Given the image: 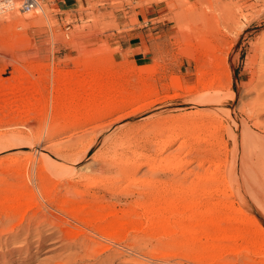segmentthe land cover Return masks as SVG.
<instances>
[{"label": "rangeland", "instance_id": "rangeland-1", "mask_svg": "<svg viewBox=\"0 0 264 264\" xmlns=\"http://www.w3.org/2000/svg\"><path fill=\"white\" fill-rule=\"evenodd\" d=\"M37 2V7L27 12L20 11L18 1L0 6V171L5 173L0 177L8 176L4 183H0V196L4 195L0 198V217L4 214L12 216L15 209L8 206L15 202L20 203V212L25 211L18 218L30 213L32 209L36 210L43 196L27 180V172L33 171V167L39 163V153L46 157L59 150L64 153L62 145L71 140L70 136H82L77 147L82 155L87 152L80 165L91 163L93 156L98 158L111 153L114 147L119 154L131 156L136 152L145 153L151 155L149 159L155 160L154 174L144 164L146 158L144 162H137V182L134 188H130L127 197V200L132 199L131 205L123 206L120 199H112L108 203H92L89 197L85 199L86 202L76 203L79 208H89L91 206L87 203L90 202L92 208L98 209L94 215L91 209L82 214L87 219L91 217L90 220L98 219L96 224L104 232H114L110 229L113 220L117 224L124 223L120 226L127 225L126 229L117 230L107 240L111 243L105 241V245L112 246V253H123V258L115 259L112 264H122L126 259L139 264H264V214L261 213L264 210L259 211L257 208L258 203L264 202V174L243 176L237 163L236 174L228 165L226 191L219 184L218 178L227 168L212 164L197 167L205 144L195 142L201 132L205 131L201 126L206 124L197 113L201 107L197 104L196 94L210 79H218L227 89L230 85L235 99L226 98L221 102L234 114L242 103L250 107L257 102L264 105V0ZM195 9H200V12ZM229 9L237 22L236 25L230 22L233 28L230 38ZM202 18L205 22L201 26ZM228 40H237L230 50ZM206 48L213 50L211 63ZM146 93L142 101L133 105L124 106L120 103V100L129 99L132 95L141 96ZM107 102L118 105V111H109L107 116L102 115L99 119L92 118L105 112ZM147 103V108L133 112L136 107ZM260 113L259 120L264 121V110ZM121 115L124 118L120 126L125 128L120 132L119 124L111 125L109 120ZM87 117L89 123L81 127ZM150 117L154 120L146 121ZM241 117L246 119L245 115L238 113L237 125ZM76 119L80 122L79 128L75 125ZM161 121L168 129L166 135H174L176 138L161 157H156L150 150V128ZM248 123L252 124L250 121ZM84 129H88L87 134H75ZM218 134L224 142L227 141L228 152L218 151L217 147H214V151L223 156L227 153L229 164L232 148L229 133L220 131ZM21 143L24 148L20 147ZM27 154H31L35 164L31 162L26 166ZM170 155L181 158L184 165L180 167L181 171L171 169L166 163H158ZM187 171L191 173L186 174ZM142 173L149 177L142 176ZM10 176L14 179H10ZM205 176L211 179L205 182ZM22 185H27V192L24 186L21 188ZM28 186L33 187V194L29 193ZM173 189L185 191L183 199L181 196L176 198ZM14 190H20L15 191L16 196L24 192V197H14ZM205 191L209 192L208 196H204ZM172 199L178 203V211L174 213L178 215L171 217L165 230V226L161 230V225L153 222L148 224L147 217L150 216H145L143 209L132 210L137 205L152 204L157 200L156 204L161 206ZM192 201L202 203V208L185 210V205L194 204ZM208 202L213 204L211 208ZM222 203L230 205L224 208L221 207ZM131 210L136 213V218L135 222L129 224L126 219L130 217L131 213L128 212ZM210 210L216 214L217 219L220 217L222 220L218 219L216 228L206 222ZM111 212L116 216L111 218ZM94 216L97 219H93ZM189 228L192 234H187ZM50 247L53 248L46 246L39 254L23 263L52 264L54 258L59 260L69 253L64 248L46 252ZM210 248L212 250L209 253L205 251L207 256L202 253L204 249ZM97 256L99 262L105 257L102 254ZM203 257L207 259L203 260ZM95 259L76 260L69 264H93L97 263Z\"/></svg>", "mask_w": 264, "mask_h": 264}, {"label": "bare ground", "instance_id": "bare-ground-1", "mask_svg": "<svg viewBox=\"0 0 264 264\" xmlns=\"http://www.w3.org/2000/svg\"><path fill=\"white\" fill-rule=\"evenodd\" d=\"M190 8H192V7H190ZM198 10H200V9H198ZM198 10H196V11H198ZM199 12L200 11H198V13ZM202 14H203V12H202ZM202 14H200L201 17L204 15V14L203 15ZM197 19H198V17H197ZM203 19L204 18L201 19L202 21L201 20L198 21L199 23L201 21V23H200L201 26L205 22ZM209 19H210V17H209ZM206 20H208L207 16H206ZM230 22L234 23L235 25L237 24V22L234 18V15L231 12V9L228 10V38H230V36L232 35L231 33L233 32V28H231ZM206 25H207V23H206ZM236 42H237V40L235 42H233V41L229 42V40H228V50L234 48ZM207 52L209 55L208 61L210 60V63H211L212 58L214 56L213 50L209 49ZM255 54L257 55V53H255ZM59 80L60 79L58 78V80H57L58 83H59ZM81 85H83V84L81 83ZM226 87L227 86H224L220 81H218V79L217 80L216 79H214V80L210 79V82L202 85L201 89L198 92V95L196 94V96H197L196 101L198 102L197 104H198V106L201 107V109L197 113H198L200 119L202 121H204L206 124H204V126H201V128H203V130H205V131L202 130L203 132H201V134L198 137L196 136L197 141H195V142H197L198 144L204 143L205 148H206V149L204 148L205 151L203 150V152H202V156H201V159H200L197 167L203 168L204 164H208V166L212 164L211 166L216 165L215 167L224 166L225 169L227 168L226 172H224L222 175H220V177L218 176L219 177L218 178L219 184L223 185L224 189L227 191L228 190V185H227L228 184V165H229L230 169H232L235 172V167H236V163H237L239 172L243 176L247 175L248 177H253L254 173L264 174V121L259 120V117L261 114L260 111L264 110V105H260V103L257 102V103H254L250 107L247 103H242V106H240L239 108L237 107L238 108L237 113L234 114L233 113L234 111L232 112L231 110L225 108L223 106L224 104H222V102H221L222 100H224L226 98L231 99V100L235 99V95L231 91L230 85L228 84V89ZM67 92H69V91L67 90ZM146 95H147V93L144 95H141V96L132 95V97L129 99L125 98V99L120 100V103H121V105H124V106L133 105L136 102L142 101L146 97ZM256 100H257V98H256ZM147 105H148V103L143 104L139 107H136L137 109L135 108L133 110V112L139 111L141 109H145V108H147ZM118 109H119V107H118V105L116 106L115 103L111 104L110 102H107V106L105 107V112L101 113V114H97L95 116H92V118L97 119V117H98V119H99L100 116H102V115L107 116V113L109 111L117 112ZM238 113L241 114L242 116L245 115L246 119L244 117H241L240 122L237 125L236 117H238ZM123 118H124V115L113 118L112 120H109V124H111V125L119 124L118 131L121 132V130H124L123 128H125L124 126L123 127L120 126ZM160 119H162V118H160ZM76 120H77L76 121L77 123L75 122V125H77V127H78L80 125V122H78V119H76ZM149 120H151V122H152L154 119L152 120L150 117V119L148 118V120H146V121H149ZM89 121H90L89 117L85 118L84 123L82 122L83 124L81 125V127L86 126L87 122L89 123ZM249 121L252 122L251 125H249V123H248ZM84 124H86V125H84ZM163 124H165V123L163 122ZM163 124H162V121H161V123L157 122L154 124V126L151 125L153 128H150V129H152V130H150L151 131V137L149 140V144L151 145L150 150L152 151V153L154 155H156V157H158V156L161 157V155L164 153V151L173 143V141L176 138V137H174V135H173V137L171 135L170 136L166 135V132L168 129ZM201 125H203V124H201ZM147 126H148V124H147ZM149 127H148V129H149ZM198 127H199V125H198ZM93 128H91V129H93ZM150 131H148V132L150 133ZM220 131L223 132L224 134L229 133V140L231 141V145H232L231 160L229 161V164H228L227 153H225L226 156H223L222 154H217L214 151V147H217L218 151L222 152V150H223L224 152L225 151L228 152V150H227L228 146L226 143L227 141L224 142L222 137L219 136L218 133H220ZM204 132H205V134H204ZM87 133H88V129H84V130L80 131L79 133H75V134L85 135ZM199 133H200V131H199ZM72 136H74V134ZM80 138H82V136H78V137L77 136L76 137L70 136L71 140L69 142L67 141L68 143H65L64 145H62L64 153L63 152L61 153L62 150H59L58 152L56 151V154L54 153V155H51L50 157H46L42 153H39L40 154L39 163L37 162L35 167H33L35 169V171H34V169H33V171H30V172L26 171L27 172V180L29 182H32L35 185V188H37L36 189L37 191L39 190V193H42V196H43L42 202L40 203L38 208H36V210L32 209L30 211V213H28V214L25 213L26 215L24 214V216H21L18 218V215H20L21 213H23L25 211L20 212L21 211L20 209H22L20 207V203L14 201L15 203H13V205L8 206L9 208L11 207V208L15 209V210L11 209V210H14L13 215L10 216V215L4 214V216L0 217V264H24L23 262H26L28 260V258H31V256L34 257L37 254H39L41 252V250L46 246H48V247L53 246V248L50 247L49 249H47L46 252H53V251H57V250L62 249V248H64V250L69 252L66 255V257H62L59 260L54 258V263H52V264H69L70 262H74L76 260H80V261H83L84 259L85 260H92V258L95 259L96 257L97 258L95 260L98 264H112V262L115 259L120 260L123 258L122 252L115 251V252H113L114 253L113 254L111 252L113 250L112 246L111 245H105V241L108 242L107 240L110 237H113V235H115L118 232L117 230H121L124 228L126 229L127 225L125 224L124 226H120V224H122V223L117 224L118 222L116 221L117 222L116 223L112 219L113 221L110 224V229L114 230V232H110L112 230L108 231L110 233L104 232L103 230L100 229L99 225H97L98 223L96 224V222L98 220L97 219L98 215H96L97 217L94 216V218H93V219H97V220H90L91 217L89 219H87L86 217H83V214H82L83 211H85L87 209H91L92 210L91 213L94 215L98 209L92 208L93 205H91L90 202L87 203V205L91 206L89 208H83L84 206L82 208H79V207H77L78 204H76V203H79V202L82 203L85 201L86 198L89 197L91 199L90 200L88 199V200L92 201V203L101 202V201L108 203L112 199H120L122 201V205L123 204H125L126 206L131 205L133 203V201H132V199L127 200V197L130 195L129 194L130 188H132L134 186V184L136 185V182H137L135 172L139 168H137L138 165H136V164L139 163L138 161L146 158L145 159L146 162L144 164L148 166L147 168L149 171L154 172L155 168L153 166L154 165L153 161L155 163V160L152 158L149 159L148 158L149 155H146L145 153L144 154H136L137 153L136 152V153H133L131 156L119 154L117 152V150L115 149L116 147L113 148V146H111L113 148L111 153H108V154L105 153L104 155H100L101 157H98V158H97V156L96 157L93 156V157H91L92 158L91 163L86 164V165H80L82 160L84 159L85 153L87 152L86 150H84L86 152L83 155L80 153L81 150H79V148L77 147V144H78L77 142L80 140ZM127 143H128V141H127ZM26 144H27V142H26ZM58 144H59V142H58ZM113 144L114 143H112V145ZM20 145H22V143ZM129 145H131V144H129ZM58 146H61V145H58ZM20 147L24 148L23 145ZM57 148H59V147H57ZM57 148H54V149H57ZM87 148H89V147H87ZM60 149H62V148H60ZM177 157L178 156L175 157L174 155L173 156L170 155V157L167 156V157L162 158V160H160L158 163L159 164L160 163H164V164L166 163L170 166L171 169H176V170L178 169V171H179L180 167L182 168L183 162H182L180 157H178L180 159H178ZM155 159H157V158H155ZM0 160H2V159H0ZM26 160L28 162V164L26 162V164H27L26 166L30 165L29 163H31V162H34V164L36 162V161H34L31 154H27ZM143 162H144V160H143ZM19 163H21V162H19ZM142 164H141V166H142ZM19 167H21V166H19ZM19 167H18V169H19ZM4 168H2V169H4ZM15 168H12L11 170H15ZM156 169H158V168H156ZM20 170H21V168H20ZM28 170H29V168H28ZM9 171H10V169H9ZM15 171L18 172V170H15ZM205 171H208V170H205ZM153 172L151 174H154ZM23 173H25V172H23ZM23 173H22V175H24ZM156 173H158V171ZM159 173H161V172H159ZM189 173H191V172L190 171L186 172V174H189ZM4 174L0 171V175H4ZM11 174L13 177L12 172H11ZM235 174H236V172H235ZM144 175H145V173L142 176H144ZM210 175H211V173H210ZM212 175H213V173H212ZM145 176L149 177V175H147V174ZM5 177H8V176H1L0 177V183L1 184L4 183ZM12 177L10 176L9 178L11 179ZM197 178H199V176ZM209 178H210V176H209ZM209 178L205 176V178H203V180L205 182H207L209 180ZM212 178H214V177H212ZM262 178H264V177H262ZM12 179H14V178H12ZM156 181L157 180H155V182ZM199 181H200V178H199ZM154 185H156V184H154ZM160 185H162V184H160ZM8 186H10V185H8ZM17 186H19V185H17ZM23 186L24 185H22L21 188ZM25 186H27V185H25ZM25 186H24V190L27 192V190H26L27 187H25ZM179 186H181V185H179ZM5 189H3V190L5 191ZM7 189H9V188H7ZM29 189H28L30 191L29 193L33 194L34 193L33 187H29ZM192 189H193V191H195L196 188L195 189L192 188ZM3 190H2V192H3ZM173 190H174L173 194L176 198L177 197L180 198V196H181V198L183 199V193L185 191L178 192L177 191L178 189H173ZM262 190H264V186H262ZM15 191L16 190H14V192ZM19 191H16V192H19ZM158 191H156V192H158ZM16 192L14 193V197L16 196ZM197 192H198V190H197ZM11 193L12 192H10V194ZM203 194H204V196H208L209 192L205 191V193L203 192ZM19 195L20 194H18L16 196V198ZM23 195H24V192H23ZM23 195H20V198H22L21 196H23ZM122 195H124V197L121 198ZM1 196L3 197L4 195H1ZM1 196H0V198H1ZM160 196H161V194H160ZM6 197H8V195H6ZM33 197H34V195H33ZM163 198H164V196H163ZM17 199H16V201H18ZM154 200H152V201H154ZM12 201H13V199H12ZM154 202H151L152 204H147V205H137L132 210L135 211L136 209H139V208L143 209L144 215L146 214L145 216H147V215L150 216V217H147L148 224H151L153 222V224H156V225L158 224L159 226L161 225V230H163L162 228L165 226V228H164V230H165L166 226L169 225L171 222V217L174 218V215L175 216L178 215V214H174L176 211H178V209H177L178 203L174 199L169 200L168 202H164L163 204H160L161 206H159V204L158 205L156 204V203H158V200L156 203H154ZM159 202H161V201H159ZM69 203H71V204L67 205ZM193 203L194 204H191V205H185V207H184L185 210L188 211L189 209L191 210L193 207L196 209V208H199L202 206V203H200L199 201L193 202ZM207 205H208V207L211 208V206L213 204H210L208 202ZM228 205H230V204L222 203L221 207L228 208ZM134 206H135V204H134ZM217 206L219 207V205H217ZM257 206H258L257 208L259 211L264 210V202H261V204L258 203ZM31 207H32V205H31ZM132 210L128 212V213H131L130 217L126 219V222H128V223L129 222L131 223V221H132V223L135 222V218H136L135 214L136 213H133L134 211H132ZM26 212H27V210H26ZM177 213H180V212H177ZM261 213L264 214V212H262V211H261ZM209 214H210V216L209 217L207 216L206 222L211 223L212 226H215L220 217L217 219L215 216L216 214L214 215L212 210L209 211ZM109 215L111 218L113 216H116V214L112 213V212ZM87 217H89V216H87ZM145 219H146V217H145ZM104 220L105 219H103V221ZM219 220L222 221L221 219H219ZM107 222H108V220H107ZM101 223L103 226L106 225L105 223L103 224V222H101ZM103 226H102V228H103ZM104 227H107V226H104ZM186 228H188V227H186ZM215 228H216V226H215ZM187 232H188L187 234H192L191 229L189 231L187 230ZM119 233H120V231H119ZM207 238H210V236ZM207 238H205V239H207ZM206 248H207V246H206ZM214 248L212 247V249H214ZM212 249L211 248L209 250L204 249V252H202V253L204 254L205 251H208V253H209V251H211ZM97 254L99 256L101 254L104 255L105 256L104 259L101 260L100 262L97 261V259H98ZM205 255L207 256L208 254L205 253ZM202 259L204 260L207 258L203 257ZM214 259H215V257H214ZM214 259H212V260H214ZM215 260H217V259H215ZM215 260H214V262H215ZM205 262H206V260H205ZM208 262L210 263L211 261L209 260ZM97 263L94 262L93 264H97ZM121 263L122 264H139L135 261H131V260L129 261L127 259L124 260V262L122 261ZM218 263H219V261H218Z\"/></svg>", "mask_w": 264, "mask_h": 264}, {"label": "built area", "instance_id": "built-area-1", "mask_svg": "<svg viewBox=\"0 0 264 264\" xmlns=\"http://www.w3.org/2000/svg\"><path fill=\"white\" fill-rule=\"evenodd\" d=\"M13 1H18L20 4V11L27 12L37 7V0H0V6H6Z\"/></svg>", "mask_w": 264, "mask_h": 264}]
</instances>
